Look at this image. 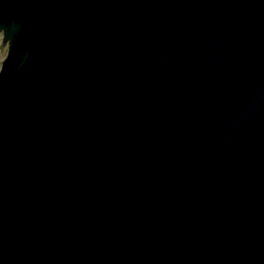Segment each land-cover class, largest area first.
Listing matches in <instances>:
<instances>
[{
    "label": "water",
    "instance_id": "95a60500",
    "mask_svg": "<svg viewBox=\"0 0 264 264\" xmlns=\"http://www.w3.org/2000/svg\"><path fill=\"white\" fill-rule=\"evenodd\" d=\"M0 264H264V0H0Z\"/></svg>",
    "mask_w": 264,
    "mask_h": 264
},
{
    "label": "flooded vegetation",
    "instance_id": "af4514ba",
    "mask_svg": "<svg viewBox=\"0 0 264 264\" xmlns=\"http://www.w3.org/2000/svg\"><path fill=\"white\" fill-rule=\"evenodd\" d=\"M3 38H4L3 32L0 31V52L1 53H3L4 49H6V52H7V47H5V45L3 44ZM2 60H3V56H2V59L0 60V66H1Z\"/></svg>",
    "mask_w": 264,
    "mask_h": 264
},
{
    "label": "rangeland",
    "instance_id": "374dc122",
    "mask_svg": "<svg viewBox=\"0 0 264 264\" xmlns=\"http://www.w3.org/2000/svg\"><path fill=\"white\" fill-rule=\"evenodd\" d=\"M5 47H7V45H5ZM5 55H6V49H4L3 53L0 52V60L2 59V56L4 58Z\"/></svg>",
    "mask_w": 264,
    "mask_h": 264
}]
</instances>
